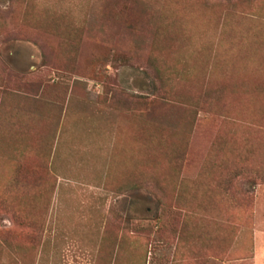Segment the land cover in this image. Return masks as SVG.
<instances>
[{
    "label": "rangeland",
    "instance_id": "obj_1",
    "mask_svg": "<svg viewBox=\"0 0 264 264\" xmlns=\"http://www.w3.org/2000/svg\"><path fill=\"white\" fill-rule=\"evenodd\" d=\"M130 1L0 0V13L8 19L5 26L0 20V264L65 263L48 258L54 193L67 183L60 177H73L81 186L86 174L112 173L113 145L124 129L135 162L131 203L137 222L118 228L107 222L100 244L84 245L89 260L81 262L111 264L101 254L117 246L127 252L129 228L135 231L130 235L135 252L149 264H192L183 255L191 257L192 249L193 168L198 159L223 157L216 144L235 132L228 151L234 162L225 175L240 171L249 186L237 182L239 188L227 197L228 211L203 212L199 219L205 226L212 220L217 237L224 227L220 221L233 222V257L227 259L232 264H256L255 254L264 264V242L255 253L257 226L264 239V0H142L149 15L140 33L124 25L128 14L121 7ZM31 14L50 28H83L64 39L34 25ZM160 18L170 27L163 35L174 40L178 58L164 91L184 89L196 103L191 107L167 106L168 96L148 67L147 50ZM103 80L121 96L157 97L159 103L130 113L109 108L98 101ZM241 156L246 163L237 162ZM219 176L213 173L204 187H215ZM251 183L263 185L258 194ZM215 191L206 192L207 202H218ZM111 198L114 206L118 197ZM61 231L79 236L82 229ZM114 231L121 238L115 236L112 248ZM90 232L85 228L92 242L96 235ZM66 246L80 251V245ZM240 256L244 263L235 261ZM196 264H209V258Z\"/></svg>",
    "mask_w": 264,
    "mask_h": 264
},
{
    "label": "crops",
    "instance_id": "obj_2",
    "mask_svg": "<svg viewBox=\"0 0 264 264\" xmlns=\"http://www.w3.org/2000/svg\"><path fill=\"white\" fill-rule=\"evenodd\" d=\"M70 103V98H67L65 104L64 113L67 112L68 105ZM235 133V132H234ZM234 133H230V136L227 137V133L220 137L218 143L216 144V149H224L223 157L213 156L209 160L204 161L198 159L193 168V181H192V196H193V208L191 209L194 213L192 221V237L188 239V243H192V249L189 250L190 256L183 255L186 259H191L192 264L200 258H209V264H232V261L227 260L232 258L233 251L231 245L233 244L232 240V221L223 220L220 221V224L223 223L224 227H219L218 232L221 237H217L215 223L210 220L205 226L204 222L200 220V213L203 212H216V211H228L230 203H227L229 199L228 195H231L234 189H238V183L245 182L246 186H249V178L247 175L243 176V173L240 171L227 173L225 175L226 167L228 164H231L233 157L231 155L232 151V138L231 136ZM133 146V145H132ZM112 147V146H111ZM228 151L229 155H228ZM113 156L116 157L114 163V171L112 173L101 172V173H90L86 174L82 178L84 182H79L81 186H77L75 178H62L61 180H66L67 183L65 187H58L55 190L54 198L51 207V214L55 213L56 218L54 219V228L55 231L49 237V259L50 260H63V264H88L81 261L89 260V251L87 248L83 251L84 245L90 243L95 244L96 242L100 244L102 241V233L106 227L107 222L109 226L113 228H118L121 226L130 227L131 224L135 225L137 222L136 218V207L131 203V196H134L137 189L136 182V170L135 162L131 158V140L130 135L128 136V131L120 130L118 132V137L115 140L113 145ZM235 160V158H234ZM244 158L241 156L239 159L240 164L246 163L243 161ZM199 165V166H197ZM207 165V166H204ZM232 168L231 166H228ZM213 173L220 175L217 179V185L215 187L205 188V181H211V176ZM236 173V174H235ZM235 177H234V176ZM207 176V177H206ZM264 173L261 170V178L263 179ZM234 177V178H233ZM256 177L258 178V171L256 172ZM109 181V183H108ZM71 183V184H70ZM184 183V182H183ZM235 184V185H234ZM251 183V188L255 190V193H259V188L263 187L258 183ZM183 189L186 190L183 194L189 193V185L184 183ZM214 191L217 193L218 202L214 204L212 200L204 198L206 192ZM264 192L262 193L263 196ZM115 195L118 198L114 201V206H112V196ZM242 195H245L242 193ZM200 196V198H199ZM203 196V199L201 198ZM124 198V201H123ZM217 207V208H215ZM238 205H234V209ZM184 211V209H181ZM199 213V214H198ZM200 218V219H199ZM228 225L226 226V224ZM64 229H78L81 228V235H69V234H60L62 233L61 228ZM85 228L92 230L91 235H96L95 239L92 242H89L85 237L88 234L85 233ZM224 229L223 232H220ZM228 229V233H227ZM96 231V233L94 232ZM206 231V234L204 235ZM131 231L129 228L125 233L128 243V251L125 253L119 252L118 246L116 250L111 253L110 251L104 252L101 254V259L106 263L111 264H122V260H126L127 264H149L146 262V257L143 254L138 255L135 252V244L132 241ZM94 233V234H93ZM228 234V240L226 239ZM255 244L257 245L255 253L258 249V244L263 243L264 239H260V233H258V226L255 231ZM264 235V234H262ZM115 236L120 240L121 235H115L113 232L112 237V248L118 243L115 242ZM87 241V242H86ZM107 242L109 240L107 239ZM116 243V244H115ZM222 243L224 245L222 248L217 250L215 245ZM75 244L80 245V251L74 254L71 248H68L66 245ZM186 254V253H185ZM224 259V260H222ZM255 263L261 264V256L258 257L257 254L254 255ZM111 261V262H109ZM240 263H244L245 259L240 256L235 260ZM123 264H126L123 262Z\"/></svg>",
    "mask_w": 264,
    "mask_h": 264
},
{
    "label": "trees",
    "instance_id": "obj_3",
    "mask_svg": "<svg viewBox=\"0 0 264 264\" xmlns=\"http://www.w3.org/2000/svg\"><path fill=\"white\" fill-rule=\"evenodd\" d=\"M11 1L15 3L18 0ZM106 7L111 8V6L109 5H107ZM109 8H106L105 12H111V9ZM143 10L144 4L142 0H131L130 4H124L121 7V13L128 14V17L124 20V25L127 27L128 30L133 33H140L143 30L141 24L143 23L145 16H147L146 14H148L143 13ZM11 13L13 14L14 10ZM132 15H134L133 18ZM25 19L27 21L29 20L28 17H25ZM0 20L3 26H5L8 21V19L2 13H0ZM32 20L33 24L37 27H42L46 30L49 29L55 33H58L59 36L64 39H69L70 36L74 33V31H80L82 29L79 28H83V26L78 27L75 24L62 26L58 24L55 26H51L50 28L47 25H44L38 19V17L35 19L32 15ZM156 26L157 27L154 30L155 33L152 37L153 42L151 40L152 43H150L149 49L147 50L146 60L148 67L153 71L154 78L159 85V89L162 92L164 91V86L166 85V82L173 79L172 72L174 67H176L178 58L175 57L173 54V52L175 51L173 49L174 40L171 38H166L163 35L165 34L164 29H169L170 27H167V25L164 24V21L161 18L159 20L158 25L156 24ZM76 33L81 34L79 32ZM75 40L80 41V36L75 38ZM181 77L184 79L182 74ZM102 83L104 84V93L99 96L98 101L109 108L130 113V111L133 112L136 110H141L144 109L146 106L150 105L155 108L159 103L157 97H154L152 98V100H149L143 97L131 99L128 96H121L118 93L114 92L113 89L109 87L106 81L103 80ZM183 91L185 90L181 89L178 92L174 91V93H169L170 95L167 94L168 91H164L168 96V98H166L167 101L165 102V104L167 106L181 107H191L192 105L196 104L195 101L191 99L192 94L189 95V93Z\"/></svg>",
    "mask_w": 264,
    "mask_h": 264
}]
</instances>
